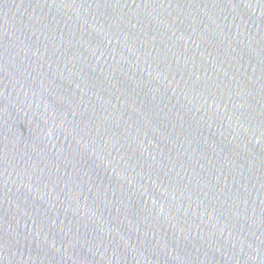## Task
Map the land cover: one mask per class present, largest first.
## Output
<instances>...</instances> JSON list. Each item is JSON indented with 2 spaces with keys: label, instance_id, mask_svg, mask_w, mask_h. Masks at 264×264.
<instances>
[{
  "label": "water",
  "instance_id": "obj_1",
  "mask_svg": "<svg viewBox=\"0 0 264 264\" xmlns=\"http://www.w3.org/2000/svg\"><path fill=\"white\" fill-rule=\"evenodd\" d=\"M0 264H264V0H0Z\"/></svg>",
  "mask_w": 264,
  "mask_h": 264
}]
</instances>
